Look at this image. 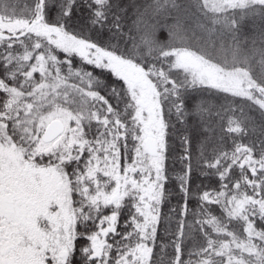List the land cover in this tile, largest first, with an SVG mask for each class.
<instances>
[{"label":"snow or ice","instance_id":"6c2138e0","mask_svg":"<svg viewBox=\"0 0 264 264\" xmlns=\"http://www.w3.org/2000/svg\"><path fill=\"white\" fill-rule=\"evenodd\" d=\"M0 264H264V0H0Z\"/></svg>","mask_w":264,"mask_h":264},{"label":"trees","instance_id":"16d2710c","mask_svg":"<svg viewBox=\"0 0 264 264\" xmlns=\"http://www.w3.org/2000/svg\"><path fill=\"white\" fill-rule=\"evenodd\" d=\"M246 31H247V29H246ZM166 32H164L163 30H161V32L159 33V38L161 39V40H163V39H165L166 38ZM77 66H79L78 65V61H77ZM84 67H86V68H88V70H92V68H91V66H87V65H85ZM95 73L96 74H99V70H95ZM175 151H176V153H179L180 151H181V149H180V147H179V144L177 143L175 146ZM180 163L179 162H177L176 164H175V170L178 172L179 171V169H180ZM199 179H202V178H199ZM196 182H199V180H197ZM174 191H175V189H174ZM180 200V196L178 195V194H176V195H173V197H172V205L173 206H177V202ZM195 205H196V201L195 200H192V201H190L189 202V207L190 208H192V207H195ZM165 211H167V208L165 209ZM174 223V222H173Z\"/></svg>","mask_w":264,"mask_h":264}]
</instances>
